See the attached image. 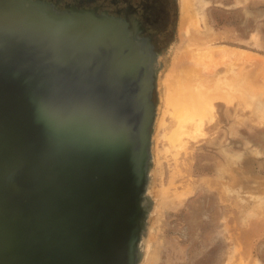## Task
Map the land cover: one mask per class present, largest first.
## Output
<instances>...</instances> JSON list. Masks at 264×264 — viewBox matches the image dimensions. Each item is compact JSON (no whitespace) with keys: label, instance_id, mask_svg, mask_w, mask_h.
<instances>
[{"label":"water","instance_id":"95a60500","mask_svg":"<svg viewBox=\"0 0 264 264\" xmlns=\"http://www.w3.org/2000/svg\"><path fill=\"white\" fill-rule=\"evenodd\" d=\"M141 31L0 0V264H137L155 116Z\"/></svg>","mask_w":264,"mask_h":264},{"label":"rangeland","instance_id":"374dc122","mask_svg":"<svg viewBox=\"0 0 264 264\" xmlns=\"http://www.w3.org/2000/svg\"><path fill=\"white\" fill-rule=\"evenodd\" d=\"M152 2L150 37L134 18L152 45L155 107L137 264H264V0H192L202 16L189 17L190 25L181 0ZM182 60L202 75L193 86L202 109L195 117L179 116L167 98L165 81L182 74Z\"/></svg>","mask_w":264,"mask_h":264},{"label":"bare ground","instance_id":"6f19581e","mask_svg":"<svg viewBox=\"0 0 264 264\" xmlns=\"http://www.w3.org/2000/svg\"><path fill=\"white\" fill-rule=\"evenodd\" d=\"M195 1V0H194ZM197 2V1H196ZM196 2H193L192 3V0H181V12H182V14H181V18H182V20H186L187 18L189 19V17H190V19H192V21H194V22H196L195 21V18L197 19L198 17H199V15H201V14H199L198 15V13H197V10H198V8L195 6V5H197L198 6V4H196ZM200 4V3H199ZM200 6V5H199ZM202 7V6H201ZM195 8H197V10H195ZM200 10V9H199ZM202 12V11H201ZM200 13V12H199ZM197 14V16L198 17H195V18H193L195 15ZM202 16V15H201ZM186 20L187 21V23L186 24H191V23H188L189 21H190V19L189 20ZM194 19V20H193ZM201 19V18H200ZM200 19H198V20H200ZM191 21V22H192ZM199 23V22H198ZM182 24V23H181ZM189 25H188V27L186 26V28L188 29L189 28ZM199 25H200V23H199ZM181 26H183V25H181ZM193 26V25H192ZM183 27H185V25L183 26ZM182 27V29L184 30V28ZM196 27H198V25L196 26ZM185 28V29H186ZM187 29H186V31H187ZM181 30V29H180ZM182 30V31H183ZM191 30V29H190ZM181 31V32H182ZM183 39V38H182ZM185 39V38H184ZM226 48V47H225ZM221 49V51L222 50H224L223 52H225V54H226V52H228V51H225L226 49ZM219 49V48H218ZM230 49V48H229ZM211 50V49H210ZM213 50V49H212ZM211 50V51H212ZM215 50V49H214ZM228 50V49H227ZM231 50H234V49H231ZM206 51V50H205ZM219 50H217V52H218ZM220 51V52H221ZM230 51V50H229ZM238 51H239V49H238ZM238 51H236V49H235V52H238ZM190 52V51H189ZM209 52V51H208ZM231 52V51H230ZM229 52V53H230ZM233 52V51H232ZM232 52H231V54H232ZM234 52V53H235ZM243 52V51H242ZM242 52H240V53H242ZM247 52V51H246ZM246 52L244 53V55L246 54ZM184 53V57L186 56L185 55V52H183ZM228 53V54H229ZM243 53H242V55H243ZM247 53H249V52H247ZM182 54V53H181ZM180 54V55H181ZM186 54H188L189 56H190V54L189 53H186ZM192 54V53H191ZM219 54V53H218ZM239 54V53H238ZM187 55V56H188ZM193 55H195V54H193ZM208 55H209V57H214L215 56V54H214V52L212 51L210 54L208 53ZM224 55V54H223ZM232 55H234V54H232ZM252 55V54H251ZM182 56V55H181ZM186 56V57H187ZM188 56V57H189ZM205 56L207 57V52H206V54H205ZM227 56H229V55H227ZM227 56H226V58H224V59H228L229 61H231V60H234L233 58L232 59H229V58H227ZM238 56V55H237ZM248 56V55H247ZM185 57V58H186ZM187 57V58H188ZM195 57V56H194ZM193 57V58H194ZM208 57V58H209ZM224 57V56H223ZM236 57V56H235ZM241 57V56H240ZM251 57V56H250ZM249 56H248V59L250 58ZM187 58L185 59V60H187ZM190 58H191V56H190ZM195 58H197V57H195ZM199 58V57H198ZM198 58H197V60H198ZM242 58V57H241ZM252 58L253 57H251V60H252ZM178 59V58H177ZM183 59V58H182ZM263 60L262 61H264V58H262ZM180 60V59H179ZM178 60V61H179ZM185 60H182V61H184V63H185ZM211 60H213V59H211ZM214 60H215V58H214ZM243 60V59H242ZM256 60V59H255ZM257 60H259V59H257ZM225 61V60H224ZM240 61V60H239ZM246 61V60H245ZM249 61H250V59H249ZM249 61H248V63H249ZM261 61V62H262ZM175 62V61H174ZM177 62V61H176ZM186 62H188V61H186ZM232 62V61H231ZM242 62V61H241ZM240 62V63H241ZM251 62V61H250ZM181 63V62H180ZM183 63V62H182ZM181 63V64H182ZM228 63H230V62H228ZM233 63V62H232ZM257 63H258V61H257ZM264 63V62H263ZM262 63V66L264 65ZM226 64V63H225ZM224 64V65H225ZM238 64H239V62H238ZM179 65V64H178ZM177 65V66H178ZM183 65V64H182ZM186 65H188V64H186L185 63V65L184 66H179V67H181V69L183 70L182 71V74H178V73H176V74H178L177 75V77L172 81V82H169V83H167L166 81H165V84L166 85H168L169 84V86H167L168 87V89L169 90H167L168 92L170 91V94L167 96L166 94V96H167V98H169L168 100H170L171 98H172V100H175L174 101V103H173V101H172V103H171V101H170V103L171 104H174V107H175V109H174V111H175V113H176V110H177V114L179 115V116H181L182 118H184V117H189V116H193L194 115V117L196 116V115H199V114H201V113H199L198 114V112H199V109H201V108H197V103H198V101H197V99L195 98L196 97V95L198 96L199 94H200V92H199V90L198 89H196V87H195V89H193V86H195L194 84H196L195 83V81L196 82H198V80L197 79H199V78H201V77H199L198 78V76L197 77H195L196 75H198L199 74V72H198V74L197 73H194V71H193V69L191 70L190 69V67H188V66H190V65H188V66H186ZM242 65V64H241ZM259 65V64H258ZM174 66V65H173ZM232 66H234V65H232ZM236 66V65H235ZM240 66V65H239ZM178 67V68H179ZM236 67H238V66H236ZM245 67V66H244ZM264 67V66H263ZM262 67V68H263ZM235 68V67H234ZM261 68V67H260ZM244 68H242V70H243ZM257 69V68H256ZM264 69V68H263ZM173 70V69H172ZM239 70V69H238ZM245 70V69H244ZM176 71V70H175ZM178 71V70H177ZM180 71V70H179ZM197 71V70H196ZM215 71H217V69L215 70ZM174 72V71H173ZM237 72V71H236ZM235 71H234V73H236ZM258 72V71H257ZM218 73H222L221 71L219 72L218 71ZM230 73H232V70L230 71ZM233 73V74H234ZM238 73V72H237ZM242 74H243V72H242ZM262 74V73H261ZM170 74H168L167 76H166V78L167 77H170L169 76ZM174 75H175V73H174ZM199 75H201V73L199 74ZM212 75H214V74H212ZM216 75H218V74H216ZM222 75V74H221ZM251 75H252V73H251ZM251 75L250 76H248V78L249 77H251ZM202 76V75H201ZM219 76H220V74H219ZM233 76H235V75H233ZM240 76H242V75H240ZM244 76V75H243ZM171 77H172V75H171ZM175 77V76H174ZM173 77V78H174ZM205 77V76H204ZM238 77V76H237ZM247 78V79H248ZM167 80H169V79H167ZM172 79H170V81H171ZM199 80H201V79H199ZM205 80V79H204ZM218 80H220V79H218ZM263 80H264V78H263ZM208 81H209V79H208ZM212 81V80H211ZM228 81V80H227ZM243 81V80H242ZM244 81H246V80H244ZM201 82H203V81H201ZM201 82L199 83V84H201ZM204 82H207V81H204ZM215 82V81H214ZM222 82V81H221ZM207 84V83H206ZM245 84V83H244ZM247 84V83H246ZM196 85H198V84H196ZM231 85V84H230ZM199 86V85H198ZM249 86V88H250V85H248ZM170 87V88H169ZM202 87V86H201ZM201 87H200V89H201ZM205 87L206 88H208V87H210V86H206L205 85ZM223 87V86H222ZM236 87V86H235ZM256 87V86H255ZM263 87H264V85H263ZM226 89V88H225ZM248 89V88H247ZM233 90V89H232ZM242 90V89H241ZM227 91H229V90H227ZM248 91V90H247ZM246 91V92H247ZM255 91V90H254ZM253 91V92H254ZM258 91H260V90H258ZM205 92V91H204ZM252 92V93H253ZM257 93V92H256ZM244 94H246V93H244ZM258 94V93H257ZM256 94V95H257ZM261 94H263V93H261ZM260 94V95H261ZM218 95V94H217ZM219 95H220V93H219ZM227 95V94H226ZM242 95H243V91H242ZM247 95V94H246ZM172 96V97H171ZM228 96L230 97L231 95H230V93L228 94ZM238 96V95H237ZM236 95H235V97H237ZM248 101H249V93H248ZM253 96H255V95H253ZM259 96V95H258ZM262 96V95H261ZM240 97V96H239ZM252 97V96H251ZM166 99V98H165ZM211 99L212 98H210V101H211ZM217 99V98H216ZM221 99V98H220ZM233 99H234V97H233ZM259 99H260V97H259ZM167 100V99H166ZM167 100V101H168ZM252 100V99H251ZM263 100V99H262ZM259 101H261V100H259ZM258 101V102H259ZM257 102V104H261V102L260 103H258ZM168 103V102H167ZM170 103H168V104H170ZM200 103V102H199ZM230 103V102H229ZM244 103V102H243ZM255 104L256 103H254V101H253V106L255 107ZM263 105V104H262ZM205 106V105H204ZM211 106H213V105H211ZM252 106V105H251ZM253 106H252V108H253ZM258 107V106H257ZM202 110V109H201ZM213 109H211V111H212ZM255 110H256V108H255ZM169 111V110H168ZM210 111V112H211ZM257 111V110H256ZM170 112V111H169ZM208 112H209V110H208ZM254 113H256L255 111H253V115H255ZM170 114H172L171 112H170ZM207 114H208V116L210 117V115H209V113H206V116H207ZM258 115V114H257ZM257 115H256V117H257ZM175 117L176 115L174 114V115H172V117ZM178 116V117H179ZM259 116V115H258ZM261 116V115H260ZM259 116V117H260ZM201 117H203V116H201ZM205 117V116H204ZM203 117V118H204ZM211 118V117H210ZM205 119H207V117L205 118ZM260 119H261V117H260ZM259 119V120H260ZM179 120H182L181 118L180 119H178V121ZM208 120V119H207ZM262 120H264V118L262 119ZM261 120V121H262ZM176 121V120H175ZM197 121V120H196ZM195 121V122H196ZM210 121V120H209ZM261 121H260V123H261ZM180 122V121H179ZM186 122H188V121H186ZM191 122V121H190ZM203 122V125H204V121H202ZM182 123H183V121L182 122H180V123H178V128H179V126H181L182 125ZM207 123H208V121H207ZM195 124H197V123H195ZM159 125V124H158ZM161 125V124H160ZM167 125V124H166ZM191 125V124H190ZM189 126V125H188ZM202 125L200 124V127H201ZM181 128V127H180ZM177 129V128H176ZM175 129V130H176ZM200 129H203V128H200ZM199 129V130H200ZM180 131V129H177L174 133H177V131ZM182 130H183V133H185L186 134V132H187V134H189L188 135V137L190 136V133H188V131H187V128H186V132L184 131L185 129H183L182 128ZM195 131L197 132V129H196V127H195ZM203 131V130H202ZM192 133H194V132H192ZM201 132H199V134H200ZM178 134L180 135V134H182V132H178ZM184 134V135H185ZM183 135V134H182ZM183 135V136H184ZM173 136L174 137H176V134H173ZM172 136V138H174ZM187 136V135H186ZM180 137V136H179ZM196 137V136H195ZM191 138V137H190ZM193 138V137H192ZM173 140H176V139H173ZM179 140V139H178ZM178 142H181V139L178 141ZM238 157V156H237ZM237 157H235V155H234V158H237ZM242 157V156H241ZM250 157V156H249ZM238 159V158H237ZM236 159V160H237ZM240 159V158H239Z\"/></svg>","mask_w":264,"mask_h":264},{"label":"flooded vegetation","instance_id":"af4514ba","mask_svg":"<svg viewBox=\"0 0 264 264\" xmlns=\"http://www.w3.org/2000/svg\"><path fill=\"white\" fill-rule=\"evenodd\" d=\"M62 11H70L73 8L91 9L99 13L122 18H137L144 26L147 36H151L152 28L148 26L147 19L150 13L148 7L154 6L152 0H140L138 5L131 0H43ZM124 2V3H123ZM151 4V6H150ZM149 5V6H147ZM152 8V7H151Z\"/></svg>","mask_w":264,"mask_h":264}]
</instances>
